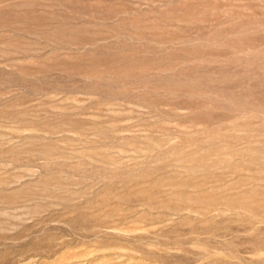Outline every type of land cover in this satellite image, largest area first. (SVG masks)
<instances>
[{
	"label": "rangeland",
	"instance_id": "374dc122",
	"mask_svg": "<svg viewBox=\"0 0 264 264\" xmlns=\"http://www.w3.org/2000/svg\"><path fill=\"white\" fill-rule=\"evenodd\" d=\"M0 264H264V0H0Z\"/></svg>",
	"mask_w": 264,
	"mask_h": 264
}]
</instances>
